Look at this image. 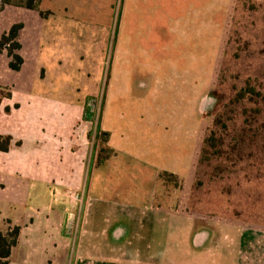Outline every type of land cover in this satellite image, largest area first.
I'll return each mask as SVG.
<instances>
[{"label":"rangeland","instance_id":"rangeland-1","mask_svg":"<svg viewBox=\"0 0 264 264\" xmlns=\"http://www.w3.org/2000/svg\"><path fill=\"white\" fill-rule=\"evenodd\" d=\"M47 10L55 17L43 19L38 11L14 7L0 11V38L15 24L26 26L18 38L24 62L20 71L9 68L7 49L0 53V90L8 89L23 101L33 97L65 109L80 107L74 129L88 133L89 155L98 145V152L104 148L105 155L112 156L103 133L106 127L127 173L124 179L111 181L121 190L120 198L112 200L165 205L185 219L214 224L219 236H264L260 136L246 145L237 162L199 166L198 150L221 105L246 85L264 99V0H41L39 11ZM140 48L149 54H139ZM147 58L157 81L152 74L149 84L137 82L134 76L139 75L124 81L132 62ZM134 66L135 72L147 74ZM163 71L172 80L168 82ZM204 93L205 117L193 113ZM52 103L46 107L55 108ZM238 113L235 121L240 125L243 117ZM263 114L255 117L254 128ZM96 158V166L101 165L98 153ZM167 165L176 171V179L157 180L160 167ZM86 184L84 180L80 189L63 190L77 194L76 202L64 197L77 217L86 205ZM35 188L19 199L8 194L16 205L3 201L6 193L0 190V231L8 222L20 225L24 209L33 213L44 203L57 209L53 198L36 203L34 190L43 187ZM35 229L24 236L37 235Z\"/></svg>","mask_w":264,"mask_h":264},{"label":"crops","instance_id":"crops-1","mask_svg":"<svg viewBox=\"0 0 264 264\" xmlns=\"http://www.w3.org/2000/svg\"><path fill=\"white\" fill-rule=\"evenodd\" d=\"M63 11L68 13L67 8ZM43 12H51L50 18L56 15L50 10ZM23 26L20 33L26 29ZM72 32L71 27L70 39ZM139 54L149 53L140 48ZM152 63L148 58L140 64L132 62L124 81L131 75H139L134 76L137 82L146 80L149 84L150 74L157 81ZM134 65L145 69L147 74L135 72ZM155 68L161 69L158 65ZM163 72L168 82L172 80L167 77L168 71ZM47 103L52 102L33 97L23 101L12 93V98L4 100L0 107V134L13 138L9 152H0V190L6 193L3 201L16 205V200L7 199L8 194L13 193V197L19 199L38 184L43 188L34 190V201L41 203L43 197H49L57 204V209H53L44 203L42 209L33 213L24 209L20 225L8 222L2 232L20 227L8 264H264V236L249 233L219 236L220 231L214 224L185 219L169 212L165 205H127L112 200L120 198L121 190L112 186L111 181L122 180L127 175L123 170L124 162L120 161V151L112 144V133L105 127L103 133L108 137L112 156L96 166L97 153L89 155L85 147L88 133L75 130L81 108L76 105L77 112L75 108L65 109L52 103L55 108L48 109ZM207 105L208 95L204 93L193 113L204 116ZM6 107L10 108L9 113L5 112ZM160 128L167 130L165 124H160ZM202 131L200 137L205 129ZM78 134L79 138L75 136ZM202 141L200 138L198 150ZM17 142L21 145L17 146ZM130 171L135 173L133 169ZM163 172L176 175L167 165L160 167L155 178L158 180ZM84 180L88 184L84 196L86 205L77 217L72 212L75 207L65 202L67 193L63 190L80 189ZM69 213L74 216L70 236H67V231L64 235L62 229ZM34 228L37 235L24 236V232Z\"/></svg>","mask_w":264,"mask_h":264},{"label":"trees","instance_id":"trees-1","mask_svg":"<svg viewBox=\"0 0 264 264\" xmlns=\"http://www.w3.org/2000/svg\"><path fill=\"white\" fill-rule=\"evenodd\" d=\"M41 0H0V11L7 7L22 8L26 10L38 11L41 18L45 19L51 16V12L39 11ZM24 28L23 24L13 25L8 32H5L0 38V53L6 50L7 57L11 59L9 68L13 71H20L23 65V59L18 54L21 45L18 41L20 32ZM241 89L229 103H223L216 113L211 130L206 133L202 145L200 147L199 166L209 165L212 161H223L224 164L237 162L243 159V151L246 145L252 141H256L257 135L261 138V148L264 155V99L246 85ZM8 89L0 90V107L4 100L12 98V92ZM256 95V97H254ZM239 111V115L243 117L240 125L236 124L235 116ZM5 112L9 113L10 108L6 107ZM263 116V121L255 126V117ZM249 115L254 119H249ZM254 130L256 133H252ZM232 132L228 140V133ZM13 144V138L10 135L0 134V152L8 153ZM21 145L20 142L16 143ZM105 150L100 149L98 152L99 164H102L109 158L105 155ZM246 151V150H245ZM104 154V155H103ZM221 166H218L220 168ZM160 180L164 178L176 179L175 175L169 173H161ZM20 235V227H10L7 231H0V264H8V258L13 247L17 245Z\"/></svg>","mask_w":264,"mask_h":264},{"label":"water","instance_id":"water-1","mask_svg":"<svg viewBox=\"0 0 264 264\" xmlns=\"http://www.w3.org/2000/svg\"><path fill=\"white\" fill-rule=\"evenodd\" d=\"M212 102V101H211ZM68 216H69V214H68ZM68 216H67V218H66V221H65V223H64V225H63V229H62V231H63V234H64V232L65 231H67V236H70V232H71V226H72V223H73V215H70L69 217H70V219L68 218ZM69 220V221H68ZM67 222H69V223H67ZM65 235V234H64Z\"/></svg>","mask_w":264,"mask_h":264},{"label":"built area","instance_id":"built-area-1","mask_svg":"<svg viewBox=\"0 0 264 264\" xmlns=\"http://www.w3.org/2000/svg\"><path fill=\"white\" fill-rule=\"evenodd\" d=\"M67 196L72 199V201H77L78 198H77V194L75 192H67Z\"/></svg>","mask_w":264,"mask_h":264},{"label":"flooded vegetation","instance_id":"flooded-vegetation-1","mask_svg":"<svg viewBox=\"0 0 264 264\" xmlns=\"http://www.w3.org/2000/svg\"><path fill=\"white\" fill-rule=\"evenodd\" d=\"M89 100H91L90 98H89ZM83 117H84V113H83ZM85 117H86V121H87V117H88V113H87V111H85ZM105 136V135H104ZM96 149H97V152L96 153H98V145H96Z\"/></svg>","mask_w":264,"mask_h":264}]
</instances>
